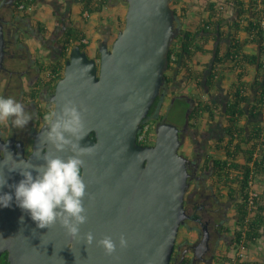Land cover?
Listing matches in <instances>:
<instances>
[{"label": "water", "instance_id": "95a60500", "mask_svg": "<svg viewBox=\"0 0 264 264\" xmlns=\"http://www.w3.org/2000/svg\"><path fill=\"white\" fill-rule=\"evenodd\" d=\"M125 2L124 25L110 44L107 38L99 43L98 58L77 44L71 47L51 97L58 112L65 99L78 110L86 109L81 115L88 134L79 144L95 147L94 154L81 157L87 219L79 226V238L70 237L59 223L37 228L13 199L10 207L0 208V251L8 252L10 264H170L178 228L186 217L188 172L187 159L179 153L180 129L162 120L156 124L152 145L137 143L136 136L166 80L169 47L180 25L176 26L171 0ZM5 45L0 21V72ZM43 128L34 135L28 156L22 143L14 148L11 139L0 138V160L11 153L17 162L42 164L39 154L53 151ZM55 155L66 158L71 153ZM5 164L11 166L6 158ZM0 172L8 185L22 179L19 170L9 172L5 167ZM13 191L0 188V194ZM89 232L90 245L84 241ZM121 235L128 242L124 249L118 243ZM104 237L117 245L111 255L97 243Z\"/></svg>", "mask_w": 264, "mask_h": 264}, {"label": "trees", "instance_id": "16d2710c", "mask_svg": "<svg viewBox=\"0 0 264 264\" xmlns=\"http://www.w3.org/2000/svg\"><path fill=\"white\" fill-rule=\"evenodd\" d=\"M198 1H204L206 15L201 16L195 25L190 21L179 28L169 47L166 71L175 70L177 66L184 68L187 78L194 82L196 88L208 91L219 87L226 74L233 75L234 79L227 89L226 105L221 112L225 120L224 137L216 144L221 155L214 161V167L219 179L223 175V182L229 188L231 196L241 200L237 244L238 247L241 245L248 250L264 233V191L253 199L252 206H248L251 178L264 173V0H229L233 5V14L230 17H224L216 9L217 1ZM81 2L84 11L93 13L101 11L108 0ZM20 3L29 7L32 0H16V12ZM170 6L174 16L181 21L188 17L192 8L184 0H171ZM122 22L124 25L125 21ZM241 33L246 36L242 37ZM83 39L84 35L78 27H69L64 31L60 40V60L41 64L43 79L48 81L45 84L43 80H39L42 89L45 88L49 94L54 92L58 79L63 75L71 47L77 44L84 50L86 45ZM209 41L214 44L211 49L206 48ZM222 43L225 44L224 49ZM249 43L257 46L256 53L249 54L244 51ZM204 52L211 54L210 63L202 71L190 68L187 61L194 54ZM94 57H99L98 50ZM250 67H254L255 72L253 80L248 82L245 77ZM164 77L170 81L165 73ZM40 83L37 84L40 86ZM37 93L36 91L34 96ZM212 101L201 100L190 117L207 113L213 118L219 105H214ZM48 112L49 110L43 111L41 117ZM247 116L254 122L248 124ZM93 137L94 134L91 133V138ZM154 140L155 137H151L148 144L154 143ZM223 263L262 264L259 259L241 261L236 255H226Z\"/></svg>", "mask_w": 264, "mask_h": 264}, {"label": "flooded vegetation", "instance_id": "af4514ba", "mask_svg": "<svg viewBox=\"0 0 264 264\" xmlns=\"http://www.w3.org/2000/svg\"><path fill=\"white\" fill-rule=\"evenodd\" d=\"M15 1L0 0L2 6L0 21L6 42L4 68L0 72V96L12 97L22 102L33 119L23 129L0 124V138L3 141L11 139V146L14 148L18 143H22L24 153L28 156L32 151L34 135L44 125L41 114L45 110L52 111L54 103L51 100L53 93L49 94L45 88L42 89L39 81L40 79L44 81L41 64L35 62L36 59L26 45H20L19 36L25 34L34 37L42 50L47 44L40 32L30 29L28 24L21 21L23 17H16L19 13L14 9ZM123 1L126 4L125 0ZM53 6L54 10L58 9L56 3ZM61 38L62 36L57 37L59 40ZM61 46L59 42L56 55L60 54ZM48 60L51 62L53 59L49 57ZM167 79L163 81L159 94L149 109L148 117H156V124L158 121H166L162 118L161 109L165 103L169 105V102L176 100L187 105L184 109L185 114L190 111L187 118L184 115L183 123L178 125L181 141L179 153L187 159L188 177L184 194L186 217L178 228L170 264H224L223 259L226 255H236L241 200L231 196L229 188L223 182V175L219 179L214 167V161L221 155L216 144L224 137V128L220 122L208 124V120L205 127L201 128L206 113L193 117H190V114L201 100H213L214 105H219L216 112L222 118L221 112L227 95L222 94V97L210 91L206 94L201 88H197V95L177 94L175 89H171L172 81ZM44 82L46 84L48 81ZM37 83H40V86ZM36 91L37 96H34ZM247 119L248 124L254 122L248 116ZM240 161H243L242 158ZM251 180L254 188L257 182L261 188L256 198L264 191V173L255 175ZM180 230H184L183 236ZM0 264H10L6 250L0 251Z\"/></svg>", "mask_w": 264, "mask_h": 264}, {"label": "clouds", "instance_id": "9594fccd", "mask_svg": "<svg viewBox=\"0 0 264 264\" xmlns=\"http://www.w3.org/2000/svg\"><path fill=\"white\" fill-rule=\"evenodd\" d=\"M86 109L81 106L78 110L72 100L65 99L59 109L49 111L43 117V135L52 152L39 154L42 164L35 165L30 160L13 159L8 153L0 160V169L8 168L9 172L19 170L22 179L14 185H8L5 176L0 172V188L8 186L14 191L12 194H0V208L10 207L13 199L17 207L27 212L30 219L39 229L49 228L59 223L66 229L67 234L79 238V226L86 222V210L83 198L86 194V184L83 181V156L94 154L95 147H81L79 141L87 133L81 113ZM32 114L25 110V105L12 97L0 96V124L23 129ZM67 150L71 153L66 158L55 155ZM33 155H37L36 152ZM5 158L11 166L5 164ZM35 173V175H33ZM23 217H21V222ZM86 244H92L93 235L89 232L84 235ZM105 253L111 255L117 245L110 237L97 241ZM119 247L128 246L123 235L119 238Z\"/></svg>", "mask_w": 264, "mask_h": 264}, {"label": "crops", "instance_id": "0c3cea01", "mask_svg": "<svg viewBox=\"0 0 264 264\" xmlns=\"http://www.w3.org/2000/svg\"><path fill=\"white\" fill-rule=\"evenodd\" d=\"M184 1L191 4L192 8L188 13V17L184 21L177 19L176 23L178 26L180 25V28L190 21L195 25L198 23L201 16L206 15L204 1H201L204 3L202 5L197 3V0ZM54 3L58 6V9L56 10H54ZM29 7L30 8L28 10L21 12L18 11L17 13L19 14H17L16 17H23L21 21L28 24L30 29L40 32V34L44 37L47 46H45L44 50H42V48H39L38 40H35L34 37L25 34H21L19 36V43L20 45H26L30 53H32V56L36 59L35 62L42 64L48 63L49 57H52L53 59L51 62L60 60L59 54L56 55L60 42L57 37L62 36L64 31L69 27H78L81 30L85 38L83 39V43L86 45L84 50L90 57H94L97 52V45H99L104 38H107L108 44H110V42L115 38L117 32L123 27L122 21H125L127 5L123 0H108V3L103 6L101 11L93 13H88L83 10L81 0H32V4ZM86 12L88 13L87 16L84 15ZM92 16H95L94 21L89 24ZM241 36L245 37L246 35L241 33ZM92 39L96 43L95 49H90L89 47ZM221 45L222 49H224L225 44L222 43ZM212 47H214V44L212 41H209L206 44V48L211 49ZM38 49H40L42 54H45L42 55L43 57L41 59L33 53L35 50L38 51ZM244 51L249 54H254L257 52V46L249 43L245 46ZM210 60L211 54L209 52L196 53L193 58L187 61V63L190 68L196 71H202L204 67L210 63ZM254 72L255 68L250 67L248 75L245 77L248 82L253 80ZM165 74L172 81L171 89H175L177 94L182 93L188 96L198 94L194 82L187 78L184 68L180 69V67L177 66L175 70H167ZM233 79L232 74H226L225 79L220 83V86L217 87V89L211 90L210 93H218L223 97L222 94H227V89ZM250 92L252 94V91ZM199 95H201V93ZM204 115L205 118L204 122L200 126L201 128L205 127L207 120L208 124H216L220 122L222 127L225 126L224 118L217 115V112L216 114H213V118L207 116V113Z\"/></svg>", "mask_w": 264, "mask_h": 264}, {"label": "rangeland", "instance_id": "374dc122", "mask_svg": "<svg viewBox=\"0 0 264 264\" xmlns=\"http://www.w3.org/2000/svg\"><path fill=\"white\" fill-rule=\"evenodd\" d=\"M94 17L95 16L91 17L89 24H91L94 21ZM89 47L90 49L96 48V43L95 41H93V39L91 40ZM33 53L34 55L36 54L37 56H39L40 59L43 57L40 49H38V51L35 50ZM170 103L171 102H169V105H167V103L163 105L161 109L162 118L166 119V122L172 123L176 126L181 125L184 121V115H185L184 109L186 105L185 103H182L177 100L172 102L171 105ZM149 121L152 124H156V120L153 117H150ZM255 185H257L256 188H258V190L260 191L261 188H259L258 182ZM180 232L182 233L181 236H183V234L185 233L184 230H180ZM247 253H248L247 260L250 261V260L259 259L262 263L264 262V234L263 237H261L255 244L250 245V247L247 250Z\"/></svg>", "mask_w": 264, "mask_h": 264}, {"label": "built area", "instance_id": "2783aa9c", "mask_svg": "<svg viewBox=\"0 0 264 264\" xmlns=\"http://www.w3.org/2000/svg\"><path fill=\"white\" fill-rule=\"evenodd\" d=\"M216 1H217L216 9L222 12L224 17H230L233 14V5L231 1L229 0H216ZM196 2L201 5L204 4L203 2L198 0ZM29 8L30 7H25L24 3H20L17 7V10L21 12L24 10H28ZM84 15L87 16L88 13L86 12ZM262 24L264 26V22ZM171 59H173V56H171ZM155 129H156V124L150 123L149 120H144L141 123L140 128L137 132V136H136L137 143L148 144V141L151 140V137L153 136L155 137ZM249 184L251 189L249 191L248 206L250 207L252 206L253 199L258 194L259 190L258 188L256 187L254 188V186H252V181ZM236 257H238L241 261L247 260L248 258L247 250L243 248L241 245H239V247L236 250ZM262 264H264V262Z\"/></svg>", "mask_w": 264, "mask_h": 264}]
</instances>
